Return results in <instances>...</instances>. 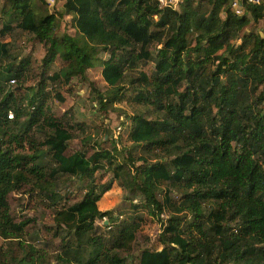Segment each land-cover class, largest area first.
Returning a JSON list of instances; mask_svg holds the SVG:
<instances>
[{"label":"trees","instance_id":"16d2710c","mask_svg":"<svg viewBox=\"0 0 264 264\" xmlns=\"http://www.w3.org/2000/svg\"><path fill=\"white\" fill-rule=\"evenodd\" d=\"M61 1L52 12L49 0H0V37L17 30L47 48L37 91L21 95L7 83H25L30 61L0 41V264H264V36L245 32L264 19V0L243 16L232 0H185L179 10L157 0ZM56 59L64 65L49 75ZM94 68L111 102L147 109L130 117L139 153L122 158L115 145L89 155L84 145L67 154L75 131H86L73 115L53 114L48 82H84ZM74 179L79 195L60 188ZM115 183L128 192L122 219L98 207ZM25 188L53 212V252L35 244L40 231L28 239L33 220L11 214L10 195ZM148 218L161 225V249L136 248Z\"/></svg>","mask_w":264,"mask_h":264},{"label":"rangeland","instance_id":"374dc122","mask_svg":"<svg viewBox=\"0 0 264 264\" xmlns=\"http://www.w3.org/2000/svg\"><path fill=\"white\" fill-rule=\"evenodd\" d=\"M50 11L60 9L63 5L61 0H49ZM70 17H65V22H69ZM64 27V25H63ZM1 29V24H0ZM68 32L72 35H76L73 27H69ZM245 32H255L264 36V19L257 24H251L245 29ZM79 37V36H78ZM0 41L6 42L9 45L10 53L13 57H16V61L22 59L29 60V71L27 72V79L25 83L9 81L7 87L9 91H14L16 94H24L29 92L30 96L37 91V84L40 81V74L42 72V65L45 56L47 55V48L33 36L21 32L15 31L12 34H8L4 37H0ZM100 57L107 59V53H100ZM5 61L4 63H6ZM64 63L60 59H56L50 66L49 75L62 68ZM154 64L150 63L143 67V70L148 74H151ZM86 81L82 82L79 78H75L70 85L59 86L53 85L48 82V89L51 91L52 99L50 98L48 104L52 108L53 114L57 118H62L67 115L69 119L71 115L75 118V123H80L84 126L85 135L80 130H76L75 138L70 142L67 154L80 150L84 145L89 148V155L97 148L111 149L116 145L119 150L120 157H125L129 150H134L135 153H139L140 148L132 145L128 141L129 129L131 126L130 117L138 113H143L147 109L141 107H135L130 104L127 99L123 102L114 101L111 102V89L105 83L101 76V69H86L85 70ZM94 84L95 88L106 97L104 100L105 106L102 107L98 102L95 92L89 87L88 84ZM23 86V87H21ZM21 87V88H20ZM23 89V90H21ZM21 90V91H20ZM124 95H132V90L125 88ZM56 94H61L65 101L59 102L55 99ZM123 95V94H122ZM149 116L148 112H145ZM150 117V116H149ZM109 134L110 139H107ZM42 139V136H39ZM66 184L61 183L60 188L64 191L71 190L75 195L81 194L79 188L80 183L77 180H67ZM128 195V192L121 189L117 183H115L112 189L107 192L100 202L98 203L99 210L110 211L113 215L122 219L129 204L124 198ZM9 203L11 207V214L16 221H22L25 219L33 220L34 223L30 225L28 239L33 242L37 239L32 236L34 231H40L41 235L38 236L37 244L40 247L44 246L43 242L50 243L52 238L48 230L45 227H51L53 225V212L45 203L36 198L33 194H29L27 188L21 193H13L9 197ZM120 213V214H119ZM165 216H163L164 218ZM104 222H97L98 225L103 226ZM162 228L157 220L148 218L145 220L139 233L137 249L146 248L147 246L155 249H161L162 245L159 243V237L161 235ZM30 237H32L30 239ZM53 245L50 243V250L53 252L57 250V242L53 241ZM4 241L0 238V248L3 246ZM50 254V252H49ZM53 255V254H52Z\"/></svg>","mask_w":264,"mask_h":264},{"label":"built area","instance_id":"2783aa9c","mask_svg":"<svg viewBox=\"0 0 264 264\" xmlns=\"http://www.w3.org/2000/svg\"><path fill=\"white\" fill-rule=\"evenodd\" d=\"M161 7H169L174 10H179L185 0H157ZM261 0H232L230 8L237 16H243L247 14L246 6L259 4ZM9 119H13V113L8 115Z\"/></svg>","mask_w":264,"mask_h":264},{"label":"water","instance_id":"95a60500","mask_svg":"<svg viewBox=\"0 0 264 264\" xmlns=\"http://www.w3.org/2000/svg\"><path fill=\"white\" fill-rule=\"evenodd\" d=\"M106 223H108V222L106 221Z\"/></svg>","mask_w":264,"mask_h":264}]
</instances>
